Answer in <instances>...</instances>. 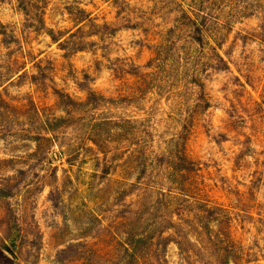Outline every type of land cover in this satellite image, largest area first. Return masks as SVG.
Masks as SVG:
<instances>
[{
	"label": "rangeland",
	"instance_id": "rangeland-1",
	"mask_svg": "<svg viewBox=\"0 0 264 264\" xmlns=\"http://www.w3.org/2000/svg\"><path fill=\"white\" fill-rule=\"evenodd\" d=\"M4 244L264 264V0H0Z\"/></svg>",
	"mask_w": 264,
	"mask_h": 264
},
{
	"label": "trees",
	"instance_id": "trees-1",
	"mask_svg": "<svg viewBox=\"0 0 264 264\" xmlns=\"http://www.w3.org/2000/svg\"><path fill=\"white\" fill-rule=\"evenodd\" d=\"M202 32L203 30H201V28L198 27V34L195 37L196 41L199 43L203 42V36H202ZM183 160L187 161V159L185 157H183ZM15 252L6 244H4L3 249H0V264H8L11 261V257L10 255L14 256Z\"/></svg>",
	"mask_w": 264,
	"mask_h": 264
}]
</instances>
